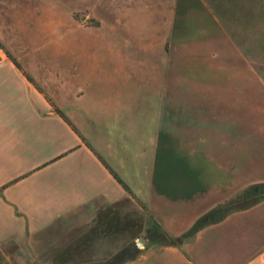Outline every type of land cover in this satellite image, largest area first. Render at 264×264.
I'll list each match as a JSON object with an SVG mask.
<instances>
[{"label":"crops","instance_id":"crops-1","mask_svg":"<svg viewBox=\"0 0 264 264\" xmlns=\"http://www.w3.org/2000/svg\"><path fill=\"white\" fill-rule=\"evenodd\" d=\"M225 7L0 0V264H264V143L218 110L252 42Z\"/></svg>","mask_w":264,"mask_h":264},{"label":"rangeland","instance_id":"rangeland-1","mask_svg":"<svg viewBox=\"0 0 264 264\" xmlns=\"http://www.w3.org/2000/svg\"><path fill=\"white\" fill-rule=\"evenodd\" d=\"M220 1L237 21L228 27L238 26L236 29L252 42L243 49L245 55L236 54L225 64L230 70L220 72L224 82L223 93L219 95L222 106L218 105V110L232 116L239 140L247 138L250 143L261 145L264 143V0ZM151 228L158 232L157 236L162 235L157 226ZM134 247L129 246L123 256L112 260L130 257L135 252Z\"/></svg>","mask_w":264,"mask_h":264},{"label":"trees","instance_id":"trees-1","mask_svg":"<svg viewBox=\"0 0 264 264\" xmlns=\"http://www.w3.org/2000/svg\"><path fill=\"white\" fill-rule=\"evenodd\" d=\"M123 255H124V252L122 251V252L119 253L118 256L121 257V256H123ZM134 255H135V254L131 255L130 257H126L125 259L132 258ZM125 259H124V260H125ZM121 260H123V259H121ZM121 260H119V261H121Z\"/></svg>","mask_w":264,"mask_h":264},{"label":"water","instance_id":"water-1","mask_svg":"<svg viewBox=\"0 0 264 264\" xmlns=\"http://www.w3.org/2000/svg\"><path fill=\"white\" fill-rule=\"evenodd\" d=\"M145 240L143 238H140L136 241V245L138 246L140 244V242H144Z\"/></svg>","mask_w":264,"mask_h":264}]
</instances>
